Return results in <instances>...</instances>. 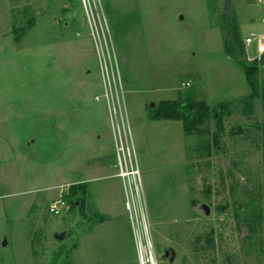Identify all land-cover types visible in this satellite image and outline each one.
<instances>
[{"label":"rangeland","instance_id":"1","mask_svg":"<svg viewBox=\"0 0 264 264\" xmlns=\"http://www.w3.org/2000/svg\"><path fill=\"white\" fill-rule=\"evenodd\" d=\"M86 1L0 0V264H139L119 129L156 264H264L250 249L253 207L264 205V61L226 55L234 26L240 48L264 31L256 0H231L234 26L224 0ZM103 53L122 90L108 104ZM186 98L227 105L220 147L210 116L190 136L182 121L149 120ZM77 183L103 218L90 230L88 205L85 219L66 201L63 215L49 212Z\"/></svg>","mask_w":264,"mask_h":264},{"label":"trees","instance_id":"2","mask_svg":"<svg viewBox=\"0 0 264 264\" xmlns=\"http://www.w3.org/2000/svg\"><path fill=\"white\" fill-rule=\"evenodd\" d=\"M231 0H224L223 9L226 19L235 25L234 13L232 10ZM243 54L242 47L240 48L239 37L236 33V28L229 35L226 42V55L232 61L237 62L238 55ZM238 65H240L238 63ZM250 67L246 69L245 75L249 78ZM227 108V105L208 106L204 102H197L191 98H186L179 102H161L159 105L152 109L153 113L149 116L151 121H182L184 135L190 136L196 130L198 126L202 124L204 119L208 116L213 120L215 127V147H220L221 137L225 131V127L221 120L224 116L223 110ZM200 131V129H199ZM255 184L258 185V177H254ZM63 200L69 203V212L74 217L76 213L79 214L82 219L87 217L86 205L89 206L90 218L88 221L90 225L88 229L90 230L92 226L101 223L103 218L96 211L95 206L90 201V195L86 188V183L73 184L68 188V192L63 196ZM251 205V200L249 197L243 203H239V209L243 210L249 208ZM86 209V210H85ZM250 249L254 252L260 253L264 256V205H260L257 202L253 207L252 212V232L250 236ZM197 244L200 243V239H197ZM207 245H213V239L209 238L207 240ZM204 251L205 248H200Z\"/></svg>","mask_w":264,"mask_h":264},{"label":"built area","instance_id":"3","mask_svg":"<svg viewBox=\"0 0 264 264\" xmlns=\"http://www.w3.org/2000/svg\"><path fill=\"white\" fill-rule=\"evenodd\" d=\"M93 0H87L85 4H88L89 8ZM94 2V1H93ZM95 6V5H94ZM256 6L261 12L260 23L264 26V0H256ZM92 10V9H91ZM101 28V27H100ZM94 31L97 34V27L95 26ZM101 36H103L102 28L100 29ZM94 37H96L94 35ZM106 48V46H105ZM242 51L245 59L249 63H259L264 61V31L261 32H250L242 40ZM102 54L103 59L100 58V69L101 77L104 85L103 97L106 104L111 101L113 102L112 95L113 90L118 95H122L120 87V79L118 68L116 63L111 61L110 55ZM103 60V61H102ZM119 86V87H118ZM189 83L185 84L188 87ZM99 100V98H95ZM119 104V112L120 103ZM110 106V105H108ZM111 111V110H110ZM125 134V130H123ZM118 135L114 137L116 146V162L120 168L119 177L123 180L126 210L129 213L131 225L133 228V239L135 243L136 255L139 264H156L155 256L153 253V246L148 232V223L146 222L145 211L143 207V201L140 195V181L139 171L137 169L128 170L127 165H131L130 150L127 145H123L121 130H117ZM124 139V137H123ZM127 144V139H125ZM124 166V167H123ZM124 168V169H123ZM66 208L65 201L58 200L50 205L49 212L54 215H63V210Z\"/></svg>","mask_w":264,"mask_h":264},{"label":"water","instance_id":"4","mask_svg":"<svg viewBox=\"0 0 264 264\" xmlns=\"http://www.w3.org/2000/svg\"><path fill=\"white\" fill-rule=\"evenodd\" d=\"M181 18V17H180ZM151 107H153V104L151 105ZM202 208L205 210V214L209 213V210L207 208H205L204 206H202ZM66 236V232L63 231L61 233H53V238L57 241H61L64 239V237ZM2 245H5V242L2 243ZM164 258H169L170 261H172L175 257L174 252L171 249H168L164 252L163 255Z\"/></svg>","mask_w":264,"mask_h":264},{"label":"crops","instance_id":"5","mask_svg":"<svg viewBox=\"0 0 264 264\" xmlns=\"http://www.w3.org/2000/svg\"><path fill=\"white\" fill-rule=\"evenodd\" d=\"M161 101H164V100H161Z\"/></svg>","mask_w":264,"mask_h":264}]
</instances>
